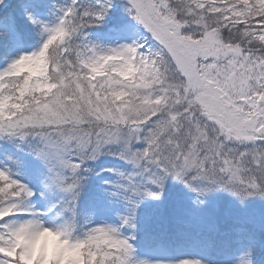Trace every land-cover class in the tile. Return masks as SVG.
<instances>
[{"label":"snow or ice","instance_id":"snow-or-ice-1","mask_svg":"<svg viewBox=\"0 0 264 264\" xmlns=\"http://www.w3.org/2000/svg\"><path fill=\"white\" fill-rule=\"evenodd\" d=\"M41 7L42 0H25L19 12L0 16V44L24 39V18L41 37L0 68V139L45 169L40 196L60 194L52 208L60 206L61 222L47 223L32 203L36 190L0 165V264H29L26 250L35 260L41 247L46 264H56L57 239L46 231L80 264H204L141 258L126 230L135 232L137 208L159 200L169 179L199 204L217 190L242 206L264 199V0H52L51 22L37 14ZM117 8L134 23L114 30L139 35L92 39L87 30ZM106 153L131 165L107 169L118 179L104 181L125 213L119 224L88 221L80 231L79 200L92 172L85 164ZM260 225L264 232V217ZM235 231L247 244L232 264H264V237L243 223Z\"/></svg>","mask_w":264,"mask_h":264},{"label":"rangeland","instance_id":"rangeland-1","mask_svg":"<svg viewBox=\"0 0 264 264\" xmlns=\"http://www.w3.org/2000/svg\"><path fill=\"white\" fill-rule=\"evenodd\" d=\"M63 1L64 2L57 0L58 3L67 2V0H63ZM24 2L25 0H4V4L0 5V16H3L6 11L19 12V5ZM88 2L89 0H81V3H88ZM48 5L50 4H45V6H43L38 11L37 14L40 15L42 18L47 19L51 22L55 19V17L50 14ZM120 10H121V13L119 14L120 16L121 14H125L122 9L117 8L113 10L112 13H110L105 24L96 26L95 28L91 29L89 31L91 38L94 40L97 39L101 40L104 43H118L123 40H130L136 38V36L139 35L138 32H134L132 30H129L127 32L114 30V26L120 25L115 21L116 17H114V13ZM24 19H25V24H27L33 30H35L36 27L27 23L26 18ZM126 20L127 21L121 24L134 23L133 21L130 20L129 17ZM39 43L36 44V46L30 44L27 47L25 46V48H21L22 46L20 43L16 44L17 48L15 52L13 54H8L5 57L4 62L0 63V68H3L13 57L20 54V52L32 51L33 49L39 46ZM7 46L8 45L0 44V50L4 52L5 50H7L6 49ZM1 141H3V139H0V144ZM114 150H118V148ZM24 152L25 154L29 153L27 150ZM106 159H110L115 162L124 163L125 164L124 166L127 169V171L131 169L130 164L121 160L117 156L109 155L107 153L100 156L95 161L86 162L85 167L91 168L92 172L86 174L87 181L85 183L84 191L81 193V197L89 196V194L85 195V193L90 188V186H92L94 189L92 191L94 192H91V194L92 193L94 194V195L92 194L93 199H95L98 202V204H100V208L101 207L108 208L109 206V204H107L108 201H113L116 203L121 201L120 203L125 204V201L123 200L122 197L115 198L108 195L110 189L108 185L104 184V181L105 180L116 181L118 177L107 171V169H109L110 167H103L102 165L99 166V164ZM9 162L10 161L5 158H0V165H4V164L9 165L10 164ZM95 163L98 169L93 171V168L95 167L92 165H95ZM116 169L121 170L118 167ZM19 174H20V179L28 183L26 176L23 175L22 173ZM31 186L36 190V197L33 199L32 203H34L38 208L45 210L46 216L44 218L46 222L49 224L60 223L54 220L53 217H51V214L49 213L51 207H48L46 205L44 198L40 196V192L38 191L35 184L32 183ZM56 194L60 195L59 193ZM81 197L79 203H81ZM85 205H87V208L86 206L83 208L78 206L77 216H79V220H77V225L80 231H83V229L88 226L87 223L88 221H90L91 223L104 222V221H98V222L93 221V218L91 216H87L89 212L95 211L94 209L96 207L93 204L87 202ZM113 205L114 204H112V206ZM140 207H145V212L141 211L140 216L143 215L149 219L153 217V216L150 217L151 212L157 213L159 214L158 217L154 218V219L156 218L159 219V220L156 219L157 221H161V222L186 221L192 225L191 227L196 228V230L198 231L204 230V232H208L209 230L212 231L215 230V228H217L218 225L217 221L218 223H220L221 221H223L222 219L232 218L236 220L239 218L242 220L241 221L242 223L243 221L246 220H253L256 223L260 224L261 218L264 217V199H261L259 197L250 198L248 201H246L245 205L242 206L238 202L237 198L234 197L231 193H228L223 190H217L211 193L206 198V202L204 204H199L197 202V197L194 192H192L181 182L173 179H169L166 182L165 190L159 200H153L151 198L146 199L141 203L139 208ZM111 210L116 211L114 212L116 213L114 215H117V210H114L113 208H111ZM58 211H60V208ZM65 215H67V213H65ZM18 218L19 217L13 216V217H9L8 219L13 220ZM108 223L113 224V222L111 221H109ZM236 238L238 239V241L242 240L241 235L237 236ZM194 245H196V243L190 245L189 249L178 248L176 246L177 248H175V251L172 253L163 250L160 247H154L153 249L139 250L136 246V254L141 258H147L151 260H155V259L177 260L182 258H197L202 260L204 264H232V261L237 257V255L242 249L241 246L239 250L236 251L234 257H231L229 259L227 258L217 259L215 257L206 255L205 253L195 250Z\"/></svg>","mask_w":264,"mask_h":264},{"label":"trees","instance_id":"trees-1","mask_svg":"<svg viewBox=\"0 0 264 264\" xmlns=\"http://www.w3.org/2000/svg\"><path fill=\"white\" fill-rule=\"evenodd\" d=\"M64 2L63 0H59ZM45 2H50L51 0H42V4ZM12 13L11 11H6L5 14H10ZM120 11H117L114 13L115 21L118 24H121L125 21L127 14H121ZM96 26H93L89 28L87 31L89 32L90 29L94 28ZM23 32H24V39L21 41L23 46L28 45L30 42L33 43V46H36V44L39 42V33L38 28H35L33 30L30 26L27 24H23ZM17 46L16 45H8L7 50L4 52L0 50V63L4 62L5 57L8 54H13L16 50ZM2 144V145H1ZM0 144V157H7L8 154H12L14 157H18L20 160L23 161L22 166H17L16 164L11 162V167L15 171L22 172L24 175L27 176L29 181L37 183V186L39 188L41 187L40 185V180L41 177L45 174V169L42 167V165L30 154H25V152H21L16 150L13 147V144L11 141L7 139H3ZM26 151V150H25ZM30 154V155H29ZM102 165L103 167H112V168H119L122 171L127 172V169L125 168L124 163L120 162H115L110 159L104 160L102 163L99 164V166ZM95 168H93V171L98 169L95 165H92ZM94 190L92 186L86 191L85 195L89 194V196L81 197V203H79L78 206L80 207H85L87 208V203L93 204L96 208L94 209L95 211L89 212L87 216H91L93 218V221H112L114 224H119L120 222V215L125 213V204L120 203V202H113V201H108L107 204H109L108 208H100V204L93 199V195L91 192ZM60 195L55 194H49L46 203L51 207V217L54 218V220L61 222V218L56 215L58 212L60 206L57 205L56 208H52V204L55 203L57 200H59ZM97 202V203H96ZM112 204H114L112 206ZM117 205V206H116ZM119 206V207H118ZM113 208L114 210H117V215H114L116 211L111 210ZM122 211V212H120ZM144 211L145 212V207H138L136 210V224L137 228L134 233L131 232V230H126V234H134L136 239H135V245L138 248L142 247H148V246H153V245H162L166 249H171L174 246V243H183L186 240H200L202 239L203 243H205V246L202 247V250L205 253H209L211 255L215 256H222V257H229L234 254V250L237 249L239 246V242L235 241L233 239L234 234L237 232L235 231V227L241 224L242 220L241 219H232V218H227V219H222L220 223H218V228L216 230V233H212L209 231L206 234L202 233H197L193 228H191L189 223L182 222V221H173V222H165V221H157L159 219H154L155 217H158L159 214L157 213H152L150 217L152 218H147L146 216L141 215L140 212ZM67 216V215H65ZM86 216V218H87ZM77 220H79V216H77ZM243 224L246 225L247 229L249 232H251L253 235L256 236L257 239H260L264 237V232L261 231V225L256 223L253 220H246L243 221ZM207 237V240H206ZM207 241H204V239ZM185 244V243H183ZM244 246H246L247 241H243ZM260 252L259 250L257 251V256L259 257Z\"/></svg>","mask_w":264,"mask_h":264},{"label":"clouds","instance_id":"clouds-1","mask_svg":"<svg viewBox=\"0 0 264 264\" xmlns=\"http://www.w3.org/2000/svg\"><path fill=\"white\" fill-rule=\"evenodd\" d=\"M42 236H53L57 239V262L56 264H80L79 256L75 253V250L65 246L62 242L59 241L58 237L54 233L44 232ZM18 240L26 242L23 234L18 236ZM26 257L29 261V264H46L47 261V249L46 247H41V255L38 259H33V252L31 249L26 250Z\"/></svg>","mask_w":264,"mask_h":264}]
</instances>
